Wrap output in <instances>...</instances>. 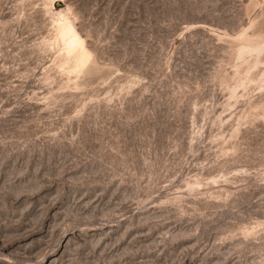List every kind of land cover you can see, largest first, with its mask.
<instances>
[{"label": "rangeland", "instance_id": "1", "mask_svg": "<svg viewBox=\"0 0 264 264\" xmlns=\"http://www.w3.org/2000/svg\"><path fill=\"white\" fill-rule=\"evenodd\" d=\"M0 264H264V0H0Z\"/></svg>", "mask_w": 264, "mask_h": 264}]
</instances>
